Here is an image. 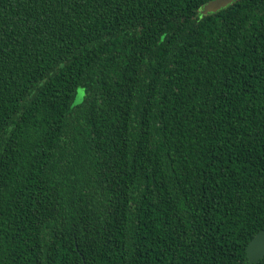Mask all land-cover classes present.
Masks as SVG:
<instances>
[{
    "label": "trees",
    "instance_id": "trees-1",
    "mask_svg": "<svg viewBox=\"0 0 264 264\" xmlns=\"http://www.w3.org/2000/svg\"><path fill=\"white\" fill-rule=\"evenodd\" d=\"M209 1L0 0V264H251L264 0Z\"/></svg>",
    "mask_w": 264,
    "mask_h": 264
},
{
    "label": "water",
    "instance_id": "water-1",
    "mask_svg": "<svg viewBox=\"0 0 264 264\" xmlns=\"http://www.w3.org/2000/svg\"><path fill=\"white\" fill-rule=\"evenodd\" d=\"M234 0H211L200 10L201 14L215 12L231 4ZM246 257L249 263H256L264 257V228L258 231L247 243L245 248Z\"/></svg>",
    "mask_w": 264,
    "mask_h": 264
},
{
    "label": "rangeland",
    "instance_id": "rangeland-1",
    "mask_svg": "<svg viewBox=\"0 0 264 264\" xmlns=\"http://www.w3.org/2000/svg\"><path fill=\"white\" fill-rule=\"evenodd\" d=\"M82 96H83V90L79 89L77 92L74 94L73 99H72V104H78L82 101Z\"/></svg>",
    "mask_w": 264,
    "mask_h": 264
}]
</instances>
